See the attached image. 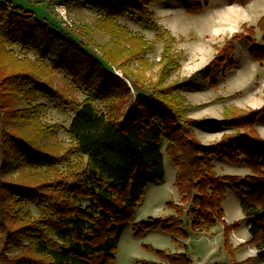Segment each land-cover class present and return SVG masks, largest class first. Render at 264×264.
Wrapping results in <instances>:
<instances>
[{"label":"trees","instance_id":"trees-1","mask_svg":"<svg viewBox=\"0 0 264 264\" xmlns=\"http://www.w3.org/2000/svg\"><path fill=\"white\" fill-rule=\"evenodd\" d=\"M79 1L101 13L100 29L110 35L111 45L102 44L98 58L40 21L31 10L0 0V264H109L145 189L164 178L162 139L167 142L165 154L177 168L174 185L179 200L166 201L173 210L166 222L149 217L133 223L134 235L161 227L166 233L187 238L191 231L220 222L228 242L241 219L224 221V182L239 190L241 177L213 171L210 155H221L251 169L243 178L252 186L242 191L250 237L236 248L252 244L257 250L254 256L234 264L264 260V138L254 128L257 118L264 116V103L249 109L225 107L223 125L236 131L205 144L193 135L190 124L210 120L187 116L189 105L180 93L201 72L215 86L219 67H235L230 52L236 40L250 43L249 55L264 62V44H255L254 39L258 27L264 40V14L254 26L243 25V31L227 38L197 73L165 83L170 69L178 65V58L170 54V43L163 47V76L144 81L143 76L133 74L128 61L139 58L146 43L118 22L120 17L136 14L141 25L154 30L157 40L165 39L164 35L173 40L149 9L150 4L164 0L57 3ZM224 1L244 6L250 0ZM205 6L201 0L183 3L188 13L201 12ZM123 48L128 49L124 58L120 56ZM56 71H62L85 97L78 100L52 86L48 76ZM37 96L59 112H75L65 129L68 144L56 139L58 124L39 120L45 104L36 102ZM27 203L34 204L37 215L25 209ZM185 216L191 217L189 222L184 221ZM172 238L184 250L171 252L147 245L159 260L142 264H192L186 244Z\"/></svg>","mask_w":264,"mask_h":264},{"label":"rangeland","instance_id":"rangeland-1","mask_svg":"<svg viewBox=\"0 0 264 264\" xmlns=\"http://www.w3.org/2000/svg\"><path fill=\"white\" fill-rule=\"evenodd\" d=\"M14 5H21L24 9L31 10L34 15L50 27L68 35L75 42L81 43L97 58L102 44L111 45L110 35L101 28L100 12L88 7L83 1L72 4L57 3L58 0H10ZM206 2L201 12L188 13L183 9L184 0H164L149 5L155 19L162 28L170 31L173 40L164 35L163 40L155 38V32L150 27L141 25L138 15H126L118 18V22L126 25L132 35L141 36L145 41L142 57L132 58L129 68L133 74L143 76L144 81L156 80L163 76L164 61L162 59L163 47L170 43V54L178 58V65L172 67L164 82L170 83L188 77L203 68L216 54L217 47L222 45L227 38L235 32L243 31V25L254 26L261 15L264 14V0H250L246 5L237 3L228 4L224 0H201ZM67 25L69 27H67ZM76 31L73 33L71 29ZM77 34H80L79 36ZM131 44L134 36H131ZM255 44H264L262 32L255 27ZM148 44L152 45L149 49ZM100 46V47H99ZM147 46V47H146ZM250 43L245 40H236L234 48L230 52V60L235 65L228 69L226 64L216 71L217 84L211 86L208 77L203 73L195 75L196 81L180 93L185 97L189 108L187 116L192 118H209L203 124H190L193 135L205 144L218 141L223 134H232L236 130L223 125L225 107L236 106L249 109L258 108L264 103V62L260 63L252 59L248 53ZM19 51V46L14 47ZM125 50L120 51L124 58ZM34 58V53L30 52ZM126 59V58H125ZM9 60V59H8ZM10 61V60H9ZM120 75V71H116ZM48 80L52 86L68 96H75L78 100L85 97V93L75 88L62 71L50 73ZM127 81V80H126ZM130 85L131 83L127 81ZM135 92V90H133ZM17 103L23 104L18 97H14ZM36 102L44 103L45 107L39 112V120L46 124H58L56 139L65 144L69 142V136L65 129L69 126L72 110L66 113L57 111L45 98L37 96ZM101 107V103L95 102ZM264 116L260 115L255 123V130L264 138ZM239 130V129H238ZM241 130V129H240ZM166 140L162 139L161 151L163 153L164 178L161 182H151L144 191L141 201L134 208L132 220L127 222L116 243L114 257L109 264H142L143 261L159 260L157 254L148 249L151 245L157 249H165L171 252L182 251L172 237L186 244V250L192 258V264H234L249 256L256 254V247L252 244L240 243L249 239L247 221L243 216V203H245L242 191L251 188L252 184L243 177L251 173V169L241 162H231L221 155H210L213 171L218 175H239V190H236L230 182H224L226 196L222 203L224 209V221L231 223L241 219V223L232 230L229 241L225 240L223 225L218 222L208 229L204 227L198 231H191L187 238L171 235L164 232L161 227L148 228L141 235H134L132 225L149 217L162 218L173 213L166 206V201L179 200V194L174 180L177 168L172 164L164 152ZM225 152H230L229 148ZM32 214L37 215L34 204H25ZM191 217H184L189 222ZM185 228L190 230L188 223ZM229 244V246H227ZM242 264H264V260L253 259Z\"/></svg>","mask_w":264,"mask_h":264},{"label":"crops","instance_id":"crops-1","mask_svg":"<svg viewBox=\"0 0 264 264\" xmlns=\"http://www.w3.org/2000/svg\"><path fill=\"white\" fill-rule=\"evenodd\" d=\"M263 128H264V124L263 125H261Z\"/></svg>","mask_w":264,"mask_h":264}]
</instances>
